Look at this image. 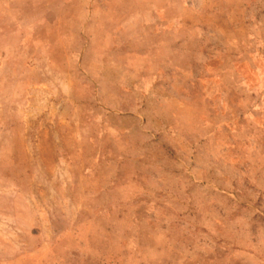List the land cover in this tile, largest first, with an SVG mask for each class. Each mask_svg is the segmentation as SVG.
<instances>
[{
    "label": "rangeland",
    "instance_id": "rangeland-1",
    "mask_svg": "<svg viewBox=\"0 0 264 264\" xmlns=\"http://www.w3.org/2000/svg\"><path fill=\"white\" fill-rule=\"evenodd\" d=\"M0 264H264V0H0Z\"/></svg>",
    "mask_w": 264,
    "mask_h": 264
}]
</instances>
